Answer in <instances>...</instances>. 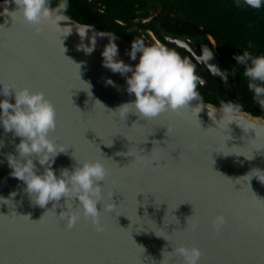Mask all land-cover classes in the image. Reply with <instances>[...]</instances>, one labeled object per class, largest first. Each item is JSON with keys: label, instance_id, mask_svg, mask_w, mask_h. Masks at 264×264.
<instances>
[{"label": "water", "instance_id": "1", "mask_svg": "<svg viewBox=\"0 0 264 264\" xmlns=\"http://www.w3.org/2000/svg\"><path fill=\"white\" fill-rule=\"evenodd\" d=\"M7 2L0 1V78L16 87L43 91L53 103L57 127L50 138L69 147L67 154L56 157L53 169L57 175L61 168L71 169L73 157L78 161L100 159L109 175L104 186L99 182L104 198L97 204L105 230L96 232L91 221L83 217L68 229L51 210L45 213L52 209L53 201L44 208L34 205L23 191L24 183L10 175L6 157L16 154L20 138L0 128V196L7 199L11 192H17L12 204H0V264H162V251L172 252L179 244L199 248L200 264H264V183L255 177L249 182L248 178L240 179L254 168L264 170V149L254 152L252 160L212 152L223 149L227 137L212 129L206 131L216 127L206 107H219L205 101L198 114L203 130L194 114L180 112L164 113L147 122L134 114L125 121L117 119L109 110L135 97L126 91L125 78L102 64L101 53L108 38L98 37L95 50L85 55L77 50L81 41L71 25L82 23L71 17V22H59L60 27H73L62 46L65 56L75 63L83 62L80 75L91 84L90 97L75 65L63 55L59 30L46 27L34 34L18 13L3 14L5 9L16 10L14 3ZM93 31L102 30L94 26L89 37ZM115 36L118 59L134 66L139 54L136 61L127 55L131 41ZM84 43H88L87 38ZM109 78L114 86L106 84ZM9 100L14 103V99ZM195 104L191 102L192 107ZM243 112L249 120L263 118ZM215 115L218 121L221 114ZM229 127L233 139L228 146L246 144L232 151L250 154L252 149L264 148V140L247 142L241 139L244 133L235 123ZM136 147L144 150L146 161L156 159L161 165L153 168L150 163L141 165L131 162L132 157L119 155L128 150L138 155ZM108 193H113L112 200ZM58 203L54 209L57 216L66 211L63 197ZM110 203L116 205L113 213L103 208ZM193 209L200 220L195 232L186 228ZM218 214L224 215L227 223L217 234L211 221ZM171 260L172 264H182V258L174 254Z\"/></svg>", "mask_w": 264, "mask_h": 264}, {"label": "clouds", "instance_id": "2", "mask_svg": "<svg viewBox=\"0 0 264 264\" xmlns=\"http://www.w3.org/2000/svg\"><path fill=\"white\" fill-rule=\"evenodd\" d=\"M240 2L241 0H237V6H240ZM8 3H14L16 10L8 12L5 9L3 14L18 13L19 18L32 28L34 34L39 35L46 27L59 30L63 55L75 65L79 80L87 86L86 92L91 97V84L83 81L80 75L83 62L75 63L65 56L66 48L62 46L63 40L73 31L72 26L60 27L59 25V22H71V18L67 15L69 0H58L55 6L52 5L51 0H8L5 4ZM243 4L252 9H260L264 7V0H243ZM71 25L75 26L81 41L77 45V50L82 51L85 55H91L95 50L98 37L108 38V43L101 53L102 64L113 73L123 76L127 85L126 91L129 94H134L135 97L134 100L125 102L114 110H109L115 114L117 119L125 121L129 114H134L140 120L147 122L157 119L164 113L180 112L186 116L194 114L201 128L198 114L205 106L198 86L202 87L205 80L197 73L196 64H203L210 74L219 75L225 82L229 75L227 72H221L217 66L208 63L213 59V52L206 46H202L199 55L192 52L188 56H182L175 47L170 48L159 42L147 45L138 38L131 42L130 51L127 52L133 61L137 60V54H139L138 63L133 66L118 59L119 49L115 43L114 33L93 31L89 37L88 32L94 26L72 22ZM86 38L88 39L87 44L84 43ZM177 43L184 48L190 46V41H177ZM249 47H252L251 43ZM233 59L237 64L244 66L243 75L247 78L248 89L253 93V100L264 110V54L253 55L249 51H243L242 54L234 55ZM129 73L130 75H128ZM106 84L114 86V82L110 78L106 80ZM0 96L4 97V99H0V128H3L5 133L11 132L14 137L20 138L19 143L15 144L16 154L9 153L6 157L8 166L12 170L10 175L24 183L26 187L23 191L31 198L34 205L44 208L50 201H53L52 209L45 213L51 210L58 221L66 223L68 229H72L83 217L84 220L91 221L96 232H103L105 229L99 219L100 211L97 210V204L101 203L104 198L103 186L109 175L105 163L100 159L78 161L72 155L75 165L71 169L61 168L57 175L52 166L58 155L67 154L69 147L50 138V133L54 132L57 127V113L53 103L46 98L43 91H33L28 87H16L3 78H0ZM9 98L14 99V103L10 102ZM193 101L196 102L194 107L191 106ZM95 102L105 108L99 100ZM206 108L209 119L216 124V127H209L206 131L212 129L227 137L223 149L217 151L214 148L212 152L220 153L225 157L235 155L252 160L254 152L264 149H252L249 154L244 151H232L234 148L243 149L246 144L231 147L227 144L229 140L233 139L229 127L233 123L244 133L241 139L246 138L247 142L249 139L264 140V118L246 119L247 114L243 112V106L235 101H221L219 108ZM217 112L221 114L218 121L215 115ZM169 130L171 127L167 128V131ZM2 146L3 141H0V147ZM143 151L136 147L138 155L131 154L129 150L126 153H119V155L132 157L131 162L141 165L150 163L153 168L161 165V161L156 159L146 161V154H142ZM34 161L38 162L40 168ZM153 162H156L155 166H153ZM253 177L264 183V170L254 168L240 179L248 178L249 182ZM101 181L103 186L99 183ZM16 195L17 192L13 191L7 199L0 196V204L9 202L12 204L11 198ZM107 195L112 200L113 193ZM62 197L64 198L63 207H66V211H61L57 216L54 209L60 205L58 202ZM115 207L114 203L103 205L104 211L109 213H113ZM226 223L224 215H216L211 221L213 231L218 234ZM199 224V217L195 215L193 209V215L187 218L186 228L195 232ZM155 235L165 239L163 235L156 233ZM166 253L167 259L165 258ZM173 254L182 258V264H200L202 255L200 249L195 246L179 244L173 248L172 252L162 251L163 259L159 262L172 264Z\"/></svg>", "mask_w": 264, "mask_h": 264}, {"label": "trees", "instance_id": "3", "mask_svg": "<svg viewBox=\"0 0 264 264\" xmlns=\"http://www.w3.org/2000/svg\"><path fill=\"white\" fill-rule=\"evenodd\" d=\"M57 2L58 0H51L53 6ZM143 5V0H69L67 15L82 24L94 25L102 31L122 35L132 42L142 39L140 29L145 26L136 23L135 19L147 16L146 12L138 13ZM175 7L179 13L203 26L225 46L239 75L240 84L230 98H227L225 92L216 94L214 91L213 94H207L198 88L203 101L218 107L221 101H235L243 106V111L264 118V110L253 100V93L248 89L247 78L243 75L244 66L233 59L234 55L242 54L243 51H249L253 55L264 54V7L252 9L244 5L243 0L240 6H237V0H175ZM157 35L163 44L175 47L182 56L189 55L187 51L169 43L161 33ZM250 43L252 47H249Z\"/></svg>", "mask_w": 264, "mask_h": 264}, {"label": "rangeland", "instance_id": "4", "mask_svg": "<svg viewBox=\"0 0 264 264\" xmlns=\"http://www.w3.org/2000/svg\"><path fill=\"white\" fill-rule=\"evenodd\" d=\"M143 2L144 5L139 8L138 13L146 12L147 16L135 19L136 23H141L145 26L140 29L141 38L150 45L157 42L161 43L157 33H161L167 40L176 44H178L177 41H187V39H191L194 43V39L190 38L193 34L201 38L199 39L201 43H207V40H210L219 54L220 63L215 61V65L218 68L221 65L222 68L220 69L222 72L229 74L227 81L223 80V84L227 91V93L225 92L227 97H231L234 89L239 86L240 81L236 66L230 60L225 46L220 44L214 35L209 33L203 26L193 23L187 16L179 13L175 7V0H143ZM188 34L190 36L187 38ZM193 37L195 38V36ZM203 86H206V81Z\"/></svg>", "mask_w": 264, "mask_h": 264}, {"label": "flooded vegetation", "instance_id": "5", "mask_svg": "<svg viewBox=\"0 0 264 264\" xmlns=\"http://www.w3.org/2000/svg\"><path fill=\"white\" fill-rule=\"evenodd\" d=\"M188 36H190V35L188 34L186 37L188 38ZM193 36H195V38ZM190 38H193L195 42L193 43L191 41V39H187V41H190V46L188 48H184L183 46L181 47V45L173 43V42L167 40L166 38L165 39L169 43L176 45L179 49L187 51L189 53V55L192 52H194L195 54L199 55L201 53L202 46H206L210 51L213 52V59H211L208 63L212 64V65H215V61L217 63H220V60L218 58L219 54L217 53L215 47H213V43L210 40L209 41L207 40V43L206 42L205 43H201L199 41V39H201V38H198L196 36V34H193L192 37H190ZM196 39H197V41H196ZM220 68H222L221 65H219V69ZM196 70H197V73L199 75H201L202 78L206 81V86L198 87V88H200L201 92H206L207 94H213L214 91L216 92V94H220V93H223V92L227 93L226 89L224 88L223 80L221 79V77L219 75L210 74L203 64H196ZM220 71L222 72L221 69H220ZM227 98H230V97H227Z\"/></svg>", "mask_w": 264, "mask_h": 264}]
</instances>
